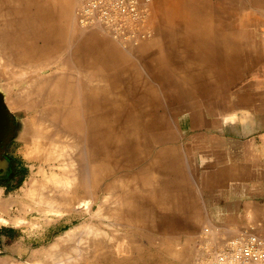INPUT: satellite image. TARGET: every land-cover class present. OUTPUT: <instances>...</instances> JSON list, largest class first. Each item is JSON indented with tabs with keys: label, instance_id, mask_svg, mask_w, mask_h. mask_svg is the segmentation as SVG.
<instances>
[{
	"label": "rangeland",
	"instance_id": "1",
	"mask_svg": "<svg viewBox=\"0 0 264 264\" xmlns=\"http://www.w3.org/2000/svg\"><path fill=\"white\" fill-rule=\"evenodd\" d=\"M158 1L148 2L144 25L134 28L136 37L120 40L102 28L81 26L77 16L79 0H70V18L57 10L59 0H0V91L14 115L11 152L22 165L17 179L7 187L0 184V225L13 231L5 246L9 253H0V264L48 261L51 244L83 222L99 224L106 234L99 233L105 235L104 239L93 233L96 237L85 227L78 240L71 238L67 242L71 255L75 246L77 252L85 246L80 250L84 254L79 251L84 257L77 255L80 264H197L204 251V227L218 224L204 218L205 173L194 170L200 165L190 145L191 134L203 126V112L210 110L204 107V93L194 91L198 87L195 82L203 78L199 76L200 68L221 63L228 73L227 96L231 102L240 95L236 90L242 84L245 94L248 87L264 85V60L257 59L256 48L252 52L248 44L237 53V45L227 44L228 50L222 45V51L232 57L228 60L181 59L203 55L200 46L187 42L188 27L196 30L199 24H212L210 7L202 10L198 0H175L176 23L171 24L164 21ZM91 40L99 43L93 54L89 51ZM43 60L48 67L45 75L37 68ZM24 71L28 72L23 74ZM45 77L50 79L48 85L32 91L29 83L33 78L34 86L39 87ZM60 77L73 84L67 101L71 105L75 100L82 106L87 104L80 94L86 86L102 89L108 85L110 90V105L99 108L97 114H104L96 128L100 167H104V173L109 172L94 187L93 194L96 192L105 202L104 214L99 216L93 214L99 200L92 213L75 218L73 212H46L24 194L33 176L43 177L37 172L39 167L48 169L47 163L28 159L25 154L37 138L36 130L46 127L44 121L48 123L45 118L41 125L35 116L43 113L49 88ZM52 104L56 102L49 103ZM34 119L40 127L36 128ZM52 120L47 126L52 127L55 121L57 126L61 124L60 119ZM81 135L82 141L87 140L84 130ZM77 137L81 136H74L81 143ZM86 154L87 151L81 155L84 163ZM243 222L242 227L252 225L251 219ZM59 223L61 229L53 232ZM242 227L230 226L226 236ZM96 238L106 242L99 253L88 246ZM71 255L67 256L72 258Z\"/></svg>",
	"mask_w": 264,
	"mask_h": 264
},
{
	"label": "crops",
	"instance_id": "2",
	"mask_svg": "<svg viewBox=\"0 0 264 264\" xmlns=\"http://www.w3.org/2000/svg\"><path fill=\"white\" fill-rule=\"evenodd\" d=\"M198 1L202 10L210 7L212 24L188 27L187 42L200 46L203 55L181 59L228 60L232 57L222 45H237V53L248 44L264 60V0ZM221 66L200 68L203 78L194 88L204 93V107L210 109L203 112V126L191 134L190 143L200 165L194 170L205 173L204 218L226 230L242 227L245 219L259 228L264 225V85L248 87L245 94L242 84L236 90L240 95L230 102L228 73Z\"/></svg>",
	"mask_w": 264,
	"mask_h": 264
},
{
	"label": "bare ground",
	"instance_id": "3",
	"mask_svg": "<svg viewBox=\"0 0 264 264\" xmlns=\"http://www.w3.org/2000/svg\"><path fill=\"white\" fill-rule=\"evenodd\" d=\"M188 1L190 3H193L195 0H188ZM158 2H159L158 10L161 12L164 21H169L171 24L172 22H175L174 20L176 18L173 13L175 0H159ZM58 4L59 5H58L57 10L62 15H64L65 18H70L71 17L70 0H59ZM190 8H192V6H190ZM91 42H89V45H90L89 51H92L90 53L93 54L94 49H95L94 47H97L99 43L93 42L92 40ZM15 58L16 59L18 58V61H19V57L16 56ZM38 66L39 67L37 68L38 69L40 68L42 72L41 74L45 75L48 67L46 63L44 62V60L43 62L41 61L40 65ZM27 67L28 69L32 68L31 65ZM28 69L26 68V70ZM26 72L28 71H24L23 74ZM12 73L14 74V72ZM20 73L22 72L20 71ZM13 76H16V75H13ZM43 79L45 82H43V84H40L39 87H37V85L34 86L35 85L34 81H36V79L33 78V81L31 82L29 81L30 83L29 82L28 83H29V87L31 88V90L33 91L35 87L36 89L37 88L39 89V88H43V86L45 85H48L47 83L50 79H48V77H45ZM72 86L73 84H71L70 81L68 80L64 81L62 77L58 78L54 82V84H52L49 88L51 90V93L48 94L49 97L46 98V101H45L46 106L42 110L43 113H40L39 115L37 114L35 116L37 119V122L40 121L41 125L45 118L49 119L48 123H50L52 119L53 120L60 119L61 124L60 125L58 124L59 126L58 127L57 121H55L56 123L55 124L53 123L54 127L53 125L52 127H49L47 126L48 123H46L47 121L46 120L44 121L45 123L43 122L44 125L46 124V127L45 126L40 127L41 126V125L39 126L40 123L37 124L36 119H34L33 122H35V125L37 124L36 128H38L39 126L43 130L39 131L40 128L36 130L35 138L36 137L37 138L34 139L32 145L28 146L29 148L30 147L32 148H30L31 151H28V154L26 153L25 156L28 155V159L30 158L37 159V160H40L41 162L47 163L48 169L43 168L44 165L39 167V171L37 172H40L43 177L41 176L42 178L40 179V178H36V176H33L27 182V188L24 189L25 190L24 194L26 195V197H29L30 199H32L35 203L40 204L41 209L45 210L46 212H54L59 215L64 212H69V213L73 212V213H76L75 218H77L86 213L90 214L93 212V206L99 200L98 195H96L97 193L95 192V194H93L94 187L101 181L102 178L105 177L106 174L109 173V172L104 173L103 172L104 167L103 168L100 167L101 159L99 156L100 153L98 151V134L99 133L97 132L96 128L102 123L99 120H101V118L102 119L104 118V114L103 116L97 115L99 108H102L105 106L108 107V105H110V102L112 101V98L109 92L110 91L109 88L107 89L108 85L107 86L104 85L105 88H102V89L99 87L100 90L99 88L97 89L98 86L96 85H95L96 87H94V85L90 87L86 86L87 88L86 89L84 88L85 89L84 91H80V94L84 96L85 100L87 101V104L82 106V103L79 104L77 103V100H75V103L71 105L67 101L69 98L68 95L71 91V88H73ZM64 88H66V90H64ZM52 101L56 102V104L49 105V103ZM16 102L17 101H15L14 103L16 104ZM51 124L52 123H50V125ZM83 130L85 131V134L87 136V140L85 141H82V139L84 138L81 135V131ZM74 136H81L77 138L78 140L82 138L80 139V141H82L83 143L82 142L79 143V141L75 140ZM80 144H83L82 145L84 147L83 150H82L83 147L79 146ZM75 148L78 149V152ZM85 151H87V154H86L87 163H84L83 161H81V158H82L81 155H83ZM81 162L82 164L80 165ZM104 162L102 161V164H106L107 160H106V163ZM83 163L86 164L84 168H83ZM109 166H111V163H109ZM95 189H97V186ZM104 198L105 197L103 196V199ZM104 203L105 202H103L102 200H99L97 210H95L96 212L93 213L94 216L95 215L97 216L98 214L101 215V213L104 214V212H102V211H105L103 210ZM42 205H45V208ZM111 215L113 216V214ZM2 221L5 222L8 220L3 219ZM72 221H74V219H70V222ZM83 223L82 224L80 223L81 225L79 224L78 226L75 225L67 232L65 231L66 233L64 232L62 236L60 235V237L57 238L56 242L51 244L48 261L46 262L42 261L43 263L39 261L35 264H80V262H78L79 260L77 258V255L78 257L80 256L79 253L83 252L80 250H82L85 246L83 247L81 245L83 248L82 249L79 248L80 252L79 251L77 252L78 248L77 246H75V249L73 250V253L71 255V253L69 251L67 252V249H66L68 248L67 242L71 238L76 240L77 237H79V235L81 234L80 231L83 228L85 229V227L90 234L95 233L96 235H99V236H100L99 233L106 234L103 231V229L99 226V224L97 223H94V224L92 222L90 223L85 222L86 224H83ZM83 231L84 230H82L81 232ZM99 236L98 238H100L101 236L104 237L105 235H101L100 237ZM90 237H92V235ZM103 241L101 239L96 238L92 240L91 242L92 246L89 245L87 241L86 243L88 244V246H90V248L93 247V251L95 253H99L101 252V250L105 248L104 243L106 242L105 241L103 242ZM59 247H61L60 250L58 249ZM90 248H88V250ZM93 251L91 252L93 253V256H94L95 253ZM67 253L70 254L72 258H70V256H67L68 255ZM87 253L89 254V251ZM83 254H81L80 257H82ZM88 259L89 258H87L86 261H88Z\"/></svg>",
	"mask_w": 264,
	"mask_h": 264
},
{
	"label": "built area",
	"instance_id": "4",
	"mask_svg": "<svg viewBox=\"0 0 264 264\" xmlns=\"http://www.w3.org/2000/svg\"><path fill=\"white\" fill-rule=\"evenodd\" d=\"M150 0H79L78 21L83 27H99L115 38L134 39V28L143 26ZM220 225L206 226L204 251L197 264H264V225L242 227L226 236Z\"/></svg>",
	"mask_w": 264,
	"mask_h": 264
},
{
	"label": "flooded vegetation",
	"instance_id": "5",
	"mask_svg": "<svg viewBox=\"0 0 264 264\" xmlns=\"http://www.w3.org/2000/svg\"><path fill=\"white\" fill-rule=\"evenodd\" d=\"M12 142V141H11ZM11 142L9 144H11ZM4 156L7 160V164L4 168L0 170V184H5L6 187L10 185L14 179H17L22 171V165L16 155L11 152V145L5 148ZM60 224V223H59ZM61 229V224L59 227H55L53 232H57ZM13 231L7 227H2L0 225V253L7 254L8 249H6V243L9 242ZM35 244V241L33 242Z\"/></svg>",
	"mask_w": 264,
	"mask_h": 264
},
{
	"label": "water",
	"instance_id": "6",
	"mask_svg": "<svg viewBox=\"0 0 264 264\" xmlns=\"http://www.w3.org/2000/svg\"><path fill=\"white\" fill-rule=\"evenodd\" d=\"M15 123L14 115L8 109L4 95L0 91V170L7 164L4 156L5 148L14 138Z\"/></svg>",
	"mask_w": 264,
	"mask_h": 264
}]
</instances>
